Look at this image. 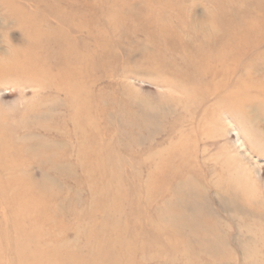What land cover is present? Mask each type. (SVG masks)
<instances>
[{
	"label": "rangeland",
	"instance_id": "rangeland-1",
	"mask_svg": "<svg viewBox=\"0 0 264 264\" xmlns=\"http://www.w3.org/2000/svg\"><path fill=\"white\" fill-rule=\"evenodd\" d=\"M69 1L72 11H82L87 18L92 13L89 10L90 7L95 6L94 9L98 12L97 24L102 32V35L98 37L100 40L105 39L104 45L100 41L98 58L107 60L113 56L110 61L99 62L95 71L97 85L93 96L97 99L96 106L107 110L97 115L99 127L97 136L101 150L110 153L109 161H112V150L121 159L124 179L129 178L131 173L137 170L140 183L137 181L135 185L137 188L145 186L154 169L156 170V162L163 160L166 155V158H173L175 164L183 161L188 162L189 165L196 163L199 178H204L207 170L212 172L213 180L229 176V174H240L242 166L248 165L250 161L259 165V173L253 174L251 180L253 185L258 187L260 196L264 198V134L258 133L264 130V106H260V102L264 104V0ZM52 3L48 1L42 5L35 0H0V62L6 63L12 57L21 55L19 58L23 62L28 60L36 66L34 62L36 56L33 54L31 56L28 52H32L35 42H32L31 32L28 33V29L26 30L22 23L27 21L30 25H34L33 27L40 28L39 30L49 33L53 30L58 34L59 20L44 15L47 9L56 7L54 2ZM72 3L76 4L72 5ZM116 3L121 6L126 4L128 12L129 4L136 3V7L130 10L133 12H126L128 19L124 21L122 29L112 23L116 19L112 18V15H115L113 13ZM120 13L122 17L124 12ZM256 22L257 24H254ZM160 26L163 28L162 34L157 32ZM167 28L170 29L169 32ZM240 36H242L241 40ZM165 37L168 43L164 41ZM87 38V33H83L80 39L87 45ZM53 39L54 42L48 43V50H55L58 47L60 49V40L55 37ZM38 41L42 42L39 39ZM90 49H88L89 52ZM153 53L155 56H151ZM159 59L164 60V63H161L163 66L157 65L161 62ZM207 61L217 62V64L219 62V64L218 66L214 64L213 70L207 72L199 66V62L207 63ZM230 69H236V71ZM225 84L226 87H223ZM195 85L202 86L200 88L196 86L201 93L196 95L202 100L201 103L191 97ZM241 91L244 92L243 95ZM240 95L245 96V102L241 108L246 113L249 110L250 114H248L251 117L248 116L250 119L248 123L252 126L251 132L256 141L248 136V132L243 128L242 117L239 116L241 109L238 110L239 114L229 106V102ZM259 95L262 96L259 97ZM64 100V95L55 93L49 87L43 89L39 86L32 79L31 74L26 75L22 72L0 74V123L4 128L3 136L7 138L5 147L1 148L2 151L0 150V153H3L2 159L6 163L4 164L7 165V171L0 177V237H2L0 254L5 264H12L16 257L14 252L17 249L12 241L16 235L11 229L13 223L11 219H7L8 222L5 220L6 211L9 212L10 209L18 206L17 202L10 200L13 193L18 194L17 198H22L24 201L23 203L22 200L19 201L20 206L25 205L27 208L28 203L32 205L31 201H35L39 207L43 208V211H46L45 217H39L36 213V211L40 212V209L34 212H32L33 209L30 210L29 217H19L22 219V230L26 232L21 233L22 237H25L23 240H29L26 237L29 235L39 243H30L32 253L46 246H55L57 242H68L75 245V252L80 257L91 259V256H94L93 249L96 246L98 248L103 246L95 241L94 234L98 232L97 237L109 243L110 250L106 255L118 259L126 249L128 253H131L130 261L126 264H260L262 262L264 264V240L252 239L244 246L236 245L232 241L239 232L255 238L260 234V230L252 229L253 225L249 218L242 219L246 221V226H242L240 221L228 219L234 212H226L222 209L214 188L208 191L213 214H216L215 219L212 218L210 221L220 220L218 236L199 243L191 241L185 244L178 242L163 244L161 241L142 243L144 238L142 234L144 231H150V228H136L133 233L126 231L123 237L137 240L129 244L130 247L124 248L125 250L117 247L114 244L117 239V227L129 230L131 226L129 220L133 212L130 201L135 199L142 202L143 198L136 197L131 192L122 193L120 198H117L119 202H122V208L117 214L112 211V205L108 211L100 207L104 200L112 202V195L101 193L100 198L99 195L95 197L92 187H101L103 180L99 175L93 178L83 175L86 169L83 164L84 158L88 160L90 156L87 153H82V156L76 151L73 138L68 137L62 130L65 117L61 114L63 112L59 107ZM188 108H190L189 111ZM216 110H220L219 113ZM200 118L203 120L201 121ZM205 120L208 124L203 122ZM207 126L210 128L207 129ZM115 130L117 132L114 138L119 141L123 134L122 139L128 144L127 147L112 144V131ZM203 130L205 133L202 132ZM205 134L207 137L203 136ZM138 136L141 138L138 139ZM52 142L60 144L59 147L45 146ZM241 143H244L243 146L240 145ZM39 147L41 150L37 151ZM192 147H195V150ZM51 149L57 150L58 160L48 159L47 155ZM182 153H188L187 155L191 153L193 159H184ZM194 157L198 160H194ZM170 169L172 173H179L176 166L172 165ZM182 183L184 182L180 180L174 183L169 182L170 189L174 187L176 191L175 199L184 192ZM114 184L112 182V187ZM110 185L106 184L102 187L108 189ZM14 189L15 192L12 191ZM153 193L154 197L150 205L143 210L134 211L137 217L144 213L156 219L157 207L170 198V192L165 191L164 188H156ZM228 199L239 206L245 205L234 198ZM91 205L93 210L90 211ZM247 207L252 209L250 205ZM88 211L91 215H87ZM200 214L203 216L204 213L200 211ZM115 217H120L116 220L120 222L118 225L114 222ZM13 220L15 222V218ZM8 223L9 228L6 230L4 224ZM87 225L90 229L93 227L89 232L94 234L85 237L83 227ZM33 227L40 231L37 237L29 232ZM20 250L24 252L23 249L20 248ZM115 251L120 253L118 257ZM96 254L102 256L105 253Z\"/></svg>",
	"mask_w": 264,
	"mask_h": 264
},
{
	"label": "bare ground",
	"instance_id": "bare-ground-1",
	"mask_svg": "<svg viewBox=\"0 0 264 264\" xmlns=\"http://www.w3.org/2000/svg\"><path fill=\"white\" fill-rule=\"evenodd\" d=\"M48 1L51 3L54 2V5L56 7L47 9V11L44 12V15L47 16L48 18H53V19L59 20V22H60L59 33L58 34L54 33L53 30H52L53 33L52 32L51 33L44 32L43 30H39L40 28L37 29L36 27H33L34 25H30L29 22L23 21V23H22L23 27L25 29L27 28L29 30L28 31L26 29L28 33L31 32L30 34H31L32 42L33 43L35 42L34 48L31 49L32 52H30V51H28V52L30 53L29 55L33 54V56L34 55L36 56V59L34 60L36 66L32 62H28V60L23 62L21 60V58H19L21 55H16V56L12 57L11 60H9L10 62L9 61H7L6 63L0 62V74L6 73V72H13V73L22 72L26 75L31 74L32 79L34 81H36L37 84L39 86H41L43 89H46L49 87L55 93L65 96V100L63 102H61L60 107H59L60 109H62V112H63L61 114L63 115V117H65L63 125H62L63 126L62 130L64 131V133L68 137L73 138V140H74L73 146H74L76 151L81 153V155H82V153L83 154L87 153L90 156L88 158V160H86L84 158L83 164L86 167V169H84L83 175H85L88 178L89 177L93 178V177L99 175L101 177V179L103 180L101 187H96V186L92 187V190H93L95 197L99 195V198H100L101 193L107 194V195H112V202L104 200L103 203H101L100 207L102 209L108 211L110 209V206L112 205V211L117 214L119 212V210L122 208V202H119L117 200V198H120L122 193L127 194V193L131 192L136 197L140 196L143 198L142 202L139 200H135V199L133 201H130V202H132L131 206H132V212H133V215H132V217H130V220H129L131 226H130L129 230L127 228L125 229V228L117 227V234H116L117 239L114 241V244L117 247L121 248V250L122 249L125 250L124 248L130 247L129 244L134 243V241H136L137 239H127V238L123 237V234L126 231L133 233L134 230H136V228L137 229L138 228H140V229L141 228L142 229L143 228L144 229L150 228V231H148V232L144 231V233L142 234V236L144 237L142 243H149V242H155V241H161L163 244L171 243V242H178V243L185 244V243H189L190 241L195 242V243H199L201 241L202 242L208 241V239H211L213 236H218L217 230L219 227H221V226H219L220 220L219 221L214 220L213 222L210 221V220H212V218L215 219L214 216H216V214L215 215L213 214L214 212L212 210L211 199L208 196V191L210 188H214V192L218 195V197L220 199V204H221L222 209L224 211L226 210V212H228V211L234 212L233 214H231L228 217V219L230 218L232 221H240L242 223L241 224L242 226H244V225L246 226V223H245L246 221L244 222L242 219L249 218V220L252 222V225H253L252 229L255 231L260 230V234L258 236L256 235L255 238L250 236V235H247L246 233L242 234L241 232H239L235 237H233V240H232L233 242L236 243V245L244 246L249 240H252V239H255V240L258 239L259 241L264 240V224H263L264 223V209H263L264 208V198H262L260 196V191H258L259 189H257L258 187H256V185H253L252 180H251L253 174L257 175L259 173V165L257 163H253V162L249 161L248 165L244 164L242 166L243 172L240 169V171H241L240 174H236V175L235 174H229V176H226V177L222 176L221 177V175L219 173L221 178L213 180L212 172H209L207 170L205 171L206 172V175H204L205 177L199 178V175H198L199 170L195 166L196 163L194 165L192 163H190V165H189L188 162L183 161V162H180L179 164H175L173 158L170 159L168 157L169 158L168 159V158H166L167 157V155H166L165 158L163 157L164 159L162 158L163 160L156 162V170L154 169V172L151 175V178L148 180V183H146L145 186L140 187V188L136 187V185H135L136 182L140 181L138 174H137V170H134L131 173L129 178L124 179L123 172H122V165H121L122 161H121V159L118 156H116L112 150V161H109V157H111L110 153L104 152L101 150V146L99 144V139L97 136L98 129H99L98 122H97V115H99L100 113H105V112H107V110L105 108L99 109L95 104L96 103L95 101L97 100L93 96L94 92H95L94 88L97 85L95 71L97 70L99 62L110 61L113 58V56L107 58V60H101L98 58L100 48H101V46H99L100 41L103 43V45L105 44L104 43L105 39L100 40V38L98 37L99 35H102L101 28L97 24L98 12L96 9H94L95 6L90 7L89 10H91L92 13H91V15H89V18H87V16H85L82 13V11H78V12L72 11V9L70 8L71 2L69 0H35V2H38L39 4L48 3ZM119 1H117V2H119ZM121 1H123V0H121ZM76 3H72V5L76 4ZM116 5L118 7L115 6L114 13H113L115 15H112V18H116V19L112 23L116 27H119L120 29H122V28H124V24H123L124 21L126 22V18L128 19V17L126 16L127 15L126 12L127 13L133 12L130 10L134 9L136 7V3H130L129 4V12H128V9H126V7H125L126 4H122L123 6H121L120 4L116 3ZM121 7H123L121 10L118 9ZM121 11L124 12V13H122V17H120ZM46 13H48V14H46ZM86 24H87V28H86ZM254 24H257V22ZM129 25H131V24H129ZM161 26H163V24ZM161 26L157 31V32H159L158 34H162L163 28H161ZM41 28H43V27H41ZM148 30H150V29H148ZM167 30H168V28H167ZM169 30H168V32H169ZM83 33H87V36H88L87 45L84 44L83 40L80 39V38H82ZM162 36L164 37V35H162ZM182 36H181V38H182ZM189 36H191V35H189ZM53 37H55V39L60 40V42H61L60 49L58 47V49H55V50H50V49L48 50V43L54 42ZM238 37H239V35H238ZM241 37L242 36H240V40H241ZM186 38H187V35H186ZM38 39L41 40L42 42H39ZM202 40H201V43H202ZM164 41H167V38H166V40L164 39ZM167 43H168V41H167ZM208 44L210 45V43H208ZM88 46L89 47L93 46L94 48L90 49ZM95 47H96V49H95ZM231 47H232V44H231ZM88 49H90V52ZM174 50H176V49H174ZM225 50H227V49H225ZM86 52H89V53H86ZM185 52H186V50H185ZM157 54H158V52H157ZM234 54L235 53H233V55ZM148 55H150V54H148ZM179 55H181V54H179ZM151 56H155L154 53ZM189 56L191 58V54ZM236 58H237V56H236ZM221 59H222V57H221ZM252 59H253V57H252ZM153 60L156 61L155 58H153ZM160 61H161L160 64L158 63L157 65H161V63L164 60L163 61L160 60ZM231 61H233V60H231ZM253 61H254V59H253ZM12 63H13V65H12ZM155 63H153V64H155ZM199 63H200L199 66L201 68H204L207 72H210L211 70H213L214 64H216L217 66L219 64V62L217 64V62L212 63L211 61H207V63H204V62L203 63L199 62ZM227 63H229V62H227ZM235 63H237V61ZM8 64H10V65H8ZM161 66H163V65H161ZM223 66H224V64H223ZM237 66H238V64H237ZM237 66H234V67H237ZM37 67L39 69H37ZM185 67H188V66H185ZM242 67H244V66H242ZM232 69H230V70H232ZM234 70L236 71V69H234ZM234 70H232V71H234ZM245 73H243V74H245ZM237 77H238V75H237ZM218 79L221 80V78H218ZM222 80H223V76H222ZM252 80H254V79H252ZM213 81L214 80H212V82ZM236 81H237V78H236ZM218 82H219V80H218ZM238 82H241V81H238ZM195 83H196V81H195ZM221 83H222V81H221ZM221 83H219V85ZM216 84H218V83L216 82ZM196 86L198 87V85H195V87L193 89V93H191V97L195 101L201 103L202 100H200L198 98V96H196L197 94L200 93L198 88H200L201 85L198 88ZM208 86H209V84H208ZM223 87H226V84ZM208 88H211V87H208ZM214 88L215 87H213V89ZM228 88H229V86H228ZM215 90H216V88H215ZM253 90H251V91L253 92ZM215 92H218V91H215ZM229 92H230V90H229ZM208 93L210 95V90ZM241 93H242V95L244 94V92H242V91H241ZM254 93L256 94V91ZM202 94H203V92H202ZM242 95H240V97H238V98H235L236 97V95H235V97H234L235 100L234 101L231 100V102H229V106L232 108V110H235L237 112L239 109H241V111L239 110L241 112V114L239 112L238 113L240 115L238 113L237 114L242 117L243 128L246 130V132H248L247 133L248 136H250L253 140H255V137L251 132L252 126H250L251 124L248 123V121L250 120L248 118V116L250 114L249 110H247L249 113L248 114V113L244 112V110L241 108L243 103L245 102V98H244L245 96H242ZM260 96H262V95H259V97ZM226 101H228V100H226ZM218 104H221V103H218ZM223 104H222V107H223ZM257 104H259V103H257ZM261 105L264 106V104L260 102V106ZM224 106H225V104H224ZM216 107H215V109H216ZM190 108H188V111ZM252 108H254V107H252ZM211 109H214V108H210V110ZM203 110H202V112H203ZM221 110H222V108H221ZM216 111L219 113L220 110H216ZM205 115H207V114H205ZM200 116H204V115H200ZM196 117H197V114H196ZM249 117H251V116H249ZM200 119H201V121L203 120V118H200ZM203 122L206 123V120ZM206 124H208V123H206ZM214 124H216V123H214ZM209 125L212 126L210 123H209ZM239 125H240V123H239ZM139 126H140V124H139ZM208 126H207V129L210 128V127L208 128ZM113 129L114 128H112V130ZM245 130H243V131H245ZM3 131H4V128H3L2 124L0 123V150L1 151H2L1 148L5 147L4 145L7 143V141H6L7 138H6V136H3ZM116 132H117V130L112 131V140H111L112 144H114V145L116 144V146L122 145V146L127 147L128 144L125 143V141H123V139H122L123 134L122 135L120 134L121 136H120L119 141L114 138ZM202 132L205 133L204 130ZM253 133L255 134V132H253ZM258 133L264 134V130L263 131L260 130V132H258ZM209 135L211 136V132ZM203 136H206V134ZM196 137H197V135H196ZM140 138L141 137L138 136V139H140ZM198 138H197V141H198ZM186 140H187V138H186ZM239 141H240V139H239ZM8 143H10V142H8ZM257 143H258V141H257ZM197 144H198V142H197ZM243 144L244 143H241L240 145L243 146ZM59 145L60 144H55V142H52L51 144H48L45 146H47V148H49V147L56 148V147H59ZM263 145H264V143H263ZM171 147H173V146H171ZM192 148H194V150H195V147H192ZM7 149H9V148H7ZM174 149L176 151V147ZM40 150H41V147H39L37 149V151H40ZM116 150H114V151H116ZM50 151L51 152L47 155L48 159L49 160L51 159L52 161L56 160V159L58 160L59 156H58L57 150L51 149ZM52 151H54V152H52ZM196 151H197V149H196ZM0 154H1L0 155V177H1L2 174H4V172L7 171V165H5L6 163L2 159L3 153H0ZM136 154H138V153H136ZM187 154L182 153L181 155H183L184 159H186V160H190L188 158L193 159V156L190 155L191 153L189 155H187ZM213 156H215V155L213 154ZM114 158H115V161H113ZM194 160H198V159L195 158ZM232 162H231V164H232ZM8 163H10V162H8ZM224 163H225V161H224ZM234 163H236V162H234ZM172 165L177 167V169L179 170V173H176V172L172 173L173 171L170 169V166H172ZM197 165H198V163H197ZM229 166H231V165H229ZM232 167H230V168H232ZM234 168H235V166H234ZM200 177H201V175H200ZM201 179H203V180H201ZM178 180L184 182L181 185L184 192H182L181 196L178 199H175L176 198V195H175L176 191H174V187H172V190L170 189L171 185L169 184V182L174 183ZM21 182H23V181H21ZM112 182L115 183L114 187H112ZM106 184H111L108 189H105L102 187ZM156 188H164L165 191H167V192L169 191L170 192V198L165 200L163 202V205L157 207L156 219H153L152 217H150L144 213H142L143 214L142 216L137 217L135 215L134 211L135 210L138 211L139 209L143 210L146 208V206L150 205V201L154 197L153 192ZM12 191L15 192V189ZM35 195L38 196L37 194H35ZM17 197H18V194L15 195L13 193L12 198H10V200L13 201L14 203L17 202L18 206L13 207L12 209H10L9 212L5 210L7 212V218L5 220H6V222H8V220L11 219V222L13 223V224L11 223L12 225L10 224L11 229L13 231H15V233H16L15 237L12 239L13 243L17 247V249L14 248L15 249L14 254H16V257H15V260L12 262V264L13 263L14 264H126L130 261L129 258L131 257V253H128L127 249H126L125 253L120 258L118 257L120 255V253H118V251H115V254L118 257V259H114L110 255H106L109 253L108 250H110L109 245H108L109 243L106 240L97 237L99 235L98 232L96 234L90 233L89 230H92L93 227L90 229L89 225H87L86 227H83L85 237H88L89 235L94 234L95 235L94 236L95 241H97L96 243L103 245L99 248L96 246V248L93 249L92 254L94 256H91V259H88V258L84 259V258L80 257L75 252V245H73L72 243H68V242H57V243H55V246L54 245L52 247L46 246V248L34 250L32 253L31 252V250H32L31 246L32 245H30V243L31 244L34 242L36 244H39V243L36 240L34 241L33 238L29 235L26 236L29 238V240H25L26 242L23 240L25 237H22L21 233L25 234L26 232H24L22 230L23 227L21 225V223H22L21 218L29 217V211L32 209H33L32 212L36 211V209H40V212L36 211V213L38 214L39 217H45L46 211H43L42 207H39V205H37V203L35 201L33 202L31 200H29V201H31L32 205H30V203H28L27 208H25L26 207L25 205L20 206L19 201H21L22 198L18 199ZM216 198H217V196H216ZM228 198H234L235 200H238L245 205L239 206L238 204H235L234 201L233 202L230 201ZM23 202L24 201L22 200V203ZM96 204H98V203H96ZM247 205H250V207L252 209H249L247 207ZM95 206H97V205H95ZM92 208H93V205H91L89 210L90 211L93 210ZM200 211H202L204 213L203 216L200 214ZM100 214H102V213H100ZM87 215H91V213H89V211H88ZM12 217L15 218V222H14ZM19 217H21V218H19ZM119 218L120 217L113 218L114 222L117 225H118V223H120V222L116 221ZM45 221H46V219H45ZM8 225H9V223L7 225L4 224V227L6 230L9 228ZM233 228H231V229H233ZM161 229L163 231H161ZM222 229H223V227H222ZM158 231H161V232L158 234L157 233ZM29 232L35 234L36 237L40 233L39 229H36L35 227H33ZM127 235H128V233H127ZM209 235H211V236H209ZM1 238L2 237H0V242L2 241ZM214 240H216V242H217V239L214 238ZM223 241H224V239H223ZM258 244H260V243H258ZM221 245H223V244H221ZM261 246L262 245H260V247ZM20 248L23 249L24 252H22L20 250ZM115 250H116V248H115ZM98 252H102L105 254L102 256H99L96 254ZM27 253H30V254H27ZM14 254H13V256H14ZM6 257H8V256L6 255ZM11 258H12V256H11ZM0 264H5V262H3L1 254H0ZM260 264H263V262Z\"/></svg>",
	"mask_w": 264,
	"mask_h": 264
}]
</instances>
